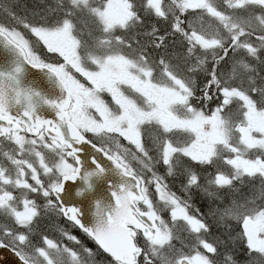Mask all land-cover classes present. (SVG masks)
Returning <instances> with one entry per match:
<instances>
[{
	"label": "trees",
	"instance_id": "trees-1",
	"mask_svg": "<svg viewBox=\"0 0 264 264\" xmlns=\"http://www.w3.org/2000/svg\"><path fill=\"white\" fill-rule=\"evenodd\" d=\"M125 1L123 16L119 19L110 9L115 0H78L77 5L71 0H0V20L14 22L10 15L14 12L28 22L44 23L41 18L46 17L51 23L63 16L64 10L71 9L72 28L60 38H71L77 45L79 68L72 70L75 79L84 83L86 79L81 71L95 72L98 61L124 56L140 62L141 66L151 67L156 79L161 75L167 78L166 82L172 77L181 82L190 112L221 122L222 139L215 144V151L202 159L190 152L194 136L177 138L153 123L141 130V147L153 167H158L157 162L163 160L164 143H176L174 154L168 161L163 160L167 166L158 168V175L187 206L188 210L182 214L195 226L191 228L186 219L174 220L170 215L174 206L157 195L154 210L161 218L158 232L161 227L166 228L164 242L182 246L186 255H205L209 264H264V253L250 245L244 227L246 219L264 213V173L246 172L231 162L233 148L243 159L264 161L263 135L256 132L249 145L237 133V125L247 119V112L255 114L253 121L259 117L257 114L264 115V29L259 27V5L208 0L213 7L209 10L184 0H150V4L148 0ZM158 5L163 7L162 12L157 9ZM188 8L193 10L181 16V10ZM35 10H39V16L32 15ZM214 48L218 49L217 53L211 51ZM67 65L65 58L60 71L68 83ZM206 76L212 79L204 83ZM209 84L215 86L209 88ZM124 89L129 92V88ZM202 91L205 95L210 92L213 99L222 97L221 104L217 106L207 100L201 104ZM30 145L25 144L23 154L18 156L17 146L7 137H0V159L5 157V151H10L14 158L33 160L32 153L29 156L26 152ZM192 176L199 183L189 186ZM164 206L166 212L162 216L159 207ZM193 215L202 218L208 226L206 230L191 218ZM75 233L85 245H93L78 230ZM180 237L190 244L183 246L179 243ZM143 241L149 243V240ZM157 247L143 248L144 258L150 264H162L165 247L162 253L156 251ZM96 258L107 264L110 259L100 250Z\"/></svg>",
	"mask_w": 264,
	"mask_h": 264
},
{
	"label": "snow or ice",
	"instance_id": "snow-or-ice-1",
	"mask_svg": "<svg viewBox=\"0 0 264 264\" xmlns=\"http://www.w3.org/2000/svg\"><path fill=\"white\" fill-rule=\"evenodd\" d=\"M257 2L264 6V0ZM71 3L77 5L78 0H71ZM148 3L150 4V0ZM192 10H181L180 14L187 16ZM10 15L14 22L0 20V39H3L6 46H11L20 62L12 73H0V136L7 137L17 146L18 156L23 154L25 144H31L32 153L37 157L43 156L44 159L43 163H23L14 179L0 178V185H16V191L13 192L0 187V212L4 213V219L11 221V226L5 224L0 228V249H8L13 254L14 264H30V257L26 255L25 248L32 244V238L36 235L34 225H37L43 213L50 209L64 224L70 225L72 229L94 241L97 250L87 247L83 239L73 234L70 229L62 232V236L70 244L79 246L89 256H95L100 250L110 257L108 264H150L145 260L143 249L140 247L141 241L145 239L142 232L132 236L135 250L129 253L124 245L114 238L118 224L97 223L89 226L82 222L80 208L69 204L68 201L83 191L82 185L91 187V177L102 175L111 166L124 178L123 181L113 185L111 180H108L107 191L101 186L89 195L107 196L110 193L115 202L111 206L114 218L124 216L133 203L144 204L145 208H154L157 195L166 198L174 206L175 212L170 215L185 213L187 206L171 191L163 177L158 175V168H164L167 164L161 160L157 162L158 167H153L144 148L135 145L128 134L119 131L110 133L118 150L106 147L97 139L102 135L99 129L77 128L74 134L65 135L64 125L70 119L66 115V105L69 104L67 99L47 100L42 97L52 112L47 117L37 113L32 99L33 90L21 87L19 77L27 65L29 70H37L35 74L46 72L50 80H54L56 87L62 91H71L60 71V66L66 58L61 49L60 36L72 28L73 12L66 9L63 16L51 23L47 22L46 17H42L45 22L40 23L28 22L26 18L17 17L14 12ZM32 15L39 16V10L33 11ZM3 77H7L12 84L5 85ZM211 79L212 77L206 76L203 82L207 83ZM208 86L211 88L215 85ZM200 100L201 104L207 100L210 104L219 106L222 97L220 100L213 99L210 92L205 95L202 91ZM14 109L18 110L14 112ZM129 151H134L135 161H129L123 155ZM13 162L21 163L19 160ZM140 168H143V171H139ZM198 183L199 180L195 176L188 180L189 186ZM17 192H22L23 195L18 197ZM88 199L89 196H86L85 202ZM100 204L99 200L95 202L97 209ZM99 214L97 211L96 215ZM191 218L204 230L207 229L208 226L202 218L196 215ZM36 251L43 257L44 264H57L53 251L57 255L67 254L72 264H80V253L76 248L65 245L61 249L59 242L47 232L39 235V247Z\"/></svg>",
	"mask_w": 264,
	"mask_h": 264
},
{
	"label": "rangeland",
	"instance_id": "rangeland-1",
	"mask_svg": "<svg viewBox=\"0 0 264 264\" xmlns=\"http://www.w3.org/2000/svg\"><path fill=\"white\" fill-rule=\"evenodd\" d=\"M154 1L157 2L158 0ZM184 1H188L195 6L205 7L209 10L213 9L208 0ZM246 2L245 0H235L237 5H245ZM125 3L126 2L123 0H115L114 3H111V12H113L117 18L124 12ZM258 8L257 15L260 21L259 27L264 29V6L259 5ZM157 9L161 12L163 11L162 6L158 5ZM252 27L255 28V25ZM194 36L197 38L195 34ZM60 41L61 49L69 63V66H66L65 73L74 98L72 101L77 109L74 111L73 117L81 124L83 129L98 127L101 133L109 139L111 137L110 133L119 131L123 134H128L135 145L141 146L142 136L141 133H138L137 123L149 121L151 123L155 122L161 131L173 134L177 138L194 136L193 147L190 152L192 156L196 158H208L209 154L211 155L212 152L215 151V144L222 139L219 135L221 122L203 118L199 112L196 114L190 112L185 86L174 77L170 75L172 80L168 78V82L165 81L167 78L161 77V75L156 79L154 78V70L151 67L145 65L141 66L140 62L130 58L124 56L110 57L105 61H98L96 63L97 67L95 72L86 70L81 71L90 84L96 85L101 83L103 87H109L110 84H112L111 87L113 92L116 93L119 100L124 102L123 112L128 115L126 117L124 115H114L109 108L100 105L98 102H89L88 105H90L85 106L87 103L80 98L85 97V95L79 94L80 91L78 89H80V87L78 82L74 80L75 77L72 72L73 69L79 68L77 64V45L71 38H67V40L60 38ZM205 44L213 45L214 43L206 42ZM211 51L217 53L218 49L214 48ZM124 87L129 88V92L125 90ZM244 105L248 108L247 103H244ZM157 110L161 111L162 114L156 115L155 111ZM253 115L255 114H252L250 111L247 112V119L243 123L237 125V133L240 140L249 145L253 142V135L256 134V132L262 134V138L264 139V115L261 116V114H257L259 117L257 118L258 120L256 119L255 121L252 119ZM101 140L108 145L109 148L118 150L116 149V141L113 138L112 146L102 138ZM176 142H180V140L176 139ZM176 147V143L166 141L162 148V159L167 160L171 158ZM232 152L233 157L231 162L235 167L250 173H264V161L243 159L239 157L238 150L235 148H233ZM123 155L126 156L129 161L136 160L134 151L123 153ZM17 166L21 168L23 164L17 163ZM139 171H143V168H140ZM11 186H13V188L16 187L15 183H7V187L4 185L1 187H4L8 192H13ZM159 209L160 212L163 211V213H161L163 216L166 212V206L163 208L159 207ZM174 212L175 209L171 210V213ZM171 217L174 220L186 219L190 223V227L195 228L194 223L190 219H187L184 214H173ZM158 218L160 221L161 218L159 215ZM4 225V214L0 212V228H3ZM162 225H164V223ZM9 226H11V224ZM244 227L250 245L264 253V213L259 212L254 219H246ZM166 234V228L162 229L161 227V231H156L155 237L150 239L149 243L142 241L140 246L142 249H150V247L158 246L156 248L158 253H162V247H165L164 251L166 252L161 256L162 264H181V260L186 257L189 258L193 264H209L205 255H186L182 246L164 242L166 240ZM179 243L183 246L190 244L182 237H180ZM36 257L39 259L38 264H44L43 257L39 253H37ZM91 264L107 263L97 260V262L93 261Z\"/></svg>",
	"mask_w": 264,
	"mask_h": 264
},
{
	"label": "water",
	"instance_id": "water-1",
	"mask_svg": "<svg viewBox=\"0 0 264 264\" xmlns=\"http://www.w3.org/2000/svg\"><path fill=\"white\" fill-rule=\"evenodd\" d=\"M19 62L20 58L15 51L12 50L11 46H6L3 39H0V73H12L16 64ZM35 73H37V70H29L26 65L24 72L19 77L21 87L33 90L32 99L33 103L36 105L35 111L46 117L52 112L49 104L45 99H42V97L47 98V100L67 99L69 104L66 105V115L70 118L68 114L70 93L64 92L56 87L54 80H50L49 75L46 72ZM2 79L4 80L5 85L12 84V81H9L7 77H3ZM35 93H39V95H36ZM19 107L20 106H18V109ZM18 109H14L13 111L15 112ZM53 115L55 114L53 113ZM77 128L78 127L68 119L67 123L64 125V134H74ZM123 179L124 178L110 166L102 175L91 177L89 181L91 187L82 185L83 191L79 195H76L74 199L69 200L68 203L80 208L82 212L81 220L89 226H94L97 223L118 224L119 227L114 233V238L122 243L130 253L135 250L132 236L137 235L136 230H140L145 238L153 237V231L157 228L155 214L152 211L140 210L137 205L133 203L124 216L114 218L111 214V206L114 205L115 202L111 199L110 193L107 196L89 195L95 193L97 188L101 186L107 191L108 180H111L113 185H117L122 182ZM86 196H89V199L85 202ZM133 196H135V194H133ZM98 200L101 201L99 209L95 206V202ZM97 211L100 213L99 216L96 215ZM14 261L15 257L8 249H0V264H14ZM181 264L193 263L189 259L184 258L181 260Z\"/></svg>",
	"mask_w": 264,
	"mask_h": 264
},
{
	"label": "flooded vegetation",
	"instance_id": "flooded-vegetation-1",
	"mask_svg": "<svg viewBox=\"0 0 264 264\" xmlns=\"http://www.w3.org/2000/svg\"><path fill=\"white\" fill-rule=\"evenodd\" d=\"M245 1H247L248 3H251V2L258 3L257 0H245ZM119 18L121 19L122 16H120ZM74 80H76L78 82V84H79V87H80V89H78L80 91L79 94L80 95H82V94L85 95V97H80L85 103H87V105H85V106H89L90 105V104L88 105L89 102H98L100 105H103L104 107L109 108L111 113H113L114 115H118V116L128 115V114H125L123 112L124 102L117 98L116 93L113 92V90H112V87H111L112 84H110L109 87H103L101 83H98V84L94 85V84H90L88 82V80H85V82H84L85 84H84L83 81H81V80H78V79H74ZM69 87H70V85H69ZM86 89H88V90H86ZM84 90H86V91L83 92ZM72 100H71V105H70V109H69V113H70L71 119L81 130H83V127L81 126V124H79L73 117L74 116V111H76L77 109L74 106L75 104L73 103ZM90 100H93V101H90ZM155 114L156 115L157 114L161 115L162 113H161V111L157 110V111H155ZM150 123L151 122H149V121H147V122L143 121V122L137 123L138 133H141V130L146 125H150ZM153 124H155V122H153ZM96 129H98V127H93V128L91 127L88 130H96ZM100 137L105 142L109 143L110 146H112V136L110 137V139L106 138L103 134L97 137V139H99L106 147H108V145H106L101 140ZM30 146L31 147H29V149L27 150V154L29 156L32 153L31 149L33 147L32 145H30ZM3 155L5 157L3 159H0V178L8 177V178H13L14 179L17 176V172H18L19 168L17 166V163L13 162L14 160H19L22 164L23 163L37 164V163H43V159H44L43 156L37 157L33 153H32L33 160L32 159H26V158L25 159L14 158L13 153L10 152V151H5L3 153ZM49 159H50V157H49ZM168 160L169 159H167L165 161H168ZM224 180H226V179H224ZM3 185L5 187H7V183L3 184ZM1 186L2 185H0V187ZM11 187H12L13 191H16V187H14V188H13V186H11ZM21 195H23L22 192H18L17 193L18 197L21 196ZM139 206L141 208L145 207L142 204H140ZM4 220H5V224H8V225L11 224V221H8L6 219H4ZM67 229H70L73 232V234H76L75 233L76 229H72L70 225L64 224L63 220H60L59 218H57L55 213L53 211H51L50 209L47 212L43 213L42 218L40 219L39 223L37 225H34V231H35L36 235H34L33 238H32V244L25 248L26 255H28L30 257V263L31 264H38V260L39 259H37V257H36V255L38 253L36 251V249L39 247L38 240H39V235L42 232H47V234L50 237H52L54 240L58 241L59 244H60V248L61 249H63V247L65 245H68L69 247L76 248L77 251H79V253H80V264H91L93 261L97 262L96 255H95V257L94 256H89L79 246L70 244V242L66 238H64L62 236V232L64 230H67ZM76 235L79 238H81L80 235H78V234H76ZM89 240H91V239H89ZM86 246L89 247V248H92L94 250H97V246H96L95 243H93L92 246H91V244L86 245ZM50 251H52V250H50ZM53 255H56L57 264H72L71 258L65 253H60V254L57 255L53 251Z\"/></svg>",
	"mask_w": 264,
	"mask_h": 264
}]
</instances>
